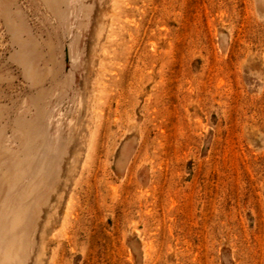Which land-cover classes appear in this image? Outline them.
Listing matches in <instances>:
<instances>
[{
    "label": "rangeland",
    "instance_id": "obj_1",
    "mask_svg": "<svg viewBox=\"0 0 264 264\" xmlns=\"http://www.w3.org/2000/svg\"><path fill=\"white\" fill-rule=\"evenodd\" d=\"M0 234L15 264H264V0L0 5Z\"/></svg>",
    "mask_w": 264,
    "mask_h": 264
},
{
    "label": "bare ground",
    "instance_id": "obj_2",
    "mask_svg": "<svg viewBox=\"0 0 264 264\" xmlns=\"http://www.w3.org/2000/svg\"><path fill=\"white\" fill-rule=\"evenodd\" d=\"M11 3H12V0H0V5H11ZM20 177H22V176H20ZM23 212H24V210H23ZM18 216H19V215H18ZM19 218H20V217H19ZM21 218H22V217H21ZM21 222H22V220H21ZM6 223H7V222H6ZM19 223H20V221H19ZM3 224H4V223H3ZM3 224H1L2 227H3V228H6L5 226H3ZM16 224H18V223H16ZM4 225H5V224H4ZM6 226H7V225H6ZM16 226H18V225H16ZM13 227H14V226H13ZM1 229H2V228H1ZM12 229H13V228H12ZM12 231H13V230H12ZM12 231H11V232H12ZM4 232H5V231H4ZM4 232H3V233L1 232L2 235H3V234H6V233H4ZM14 232H16V229H14V231H13L12 233H14ZM16 233H17V232H16ZM16 233L14 234V235H15L14 238L17 236L15 239H13V236H12V239L14 240V241H13V242H14V244H13L14 247H12L11 250H12V252H13L15 255H17V256H16V258H17V262H18V263H21V261H22V259H23L24 256L22 255V252H21V250H22V249H21L22 245H21V243H20L21 240L18 239V235H17ZM23 233H24V231H23ZM8 234H9V233H8ZM0 235H1V234H0ZM2 235L0 236V239H3V240H0V242H1V241H3V242L5 241L4 237H5L6 235H5L4 237H2ZM6 238H7V237H6ZM10 239H11V238H10ZM12 239H11V240H12ZM8 240H9V239H8ZM11 240H10V241H11ZM16 240H18V241H16ZM6 241H7V240H6ZM6 241H5V242H6ZM5 242H4V244H3L2 242L0 243V244H1V246H0L1 248H3L4 245L6 246ZM7 242H8V241H7ZM7 242H6V243H7ZM11 242H12V241H11ZM7 244H8V243H7ZM2 245H3V246H2ZM5 246H4V247H5ZM1 251H2V250H1ZM0 253H1V252H0ZM1 254H2V255H1ZM1 254H0V264H13V263H14V262H11V260L9 261L8 257H7L5 254H3V253H1ZM17 262H16V263H17ZM14 264H15V263H14Z\"/></svg>",
    "mask_w": 264,
    "mask_h": 264
}]
</instances>
